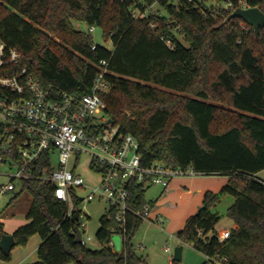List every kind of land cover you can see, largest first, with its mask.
Here are the masks:
<instances>
[{"label":"trees","instance_id":"1","mask_svg":"<svg viewBox=\"0 0 264 264\" xmlns=\"http://www.w3.org/2000/svg\"><path fill=\"white\" fill-rule=\"evenodd\" d=\"M226 1L264 11V0ZM154 4L165 13L148 11ZM137 10L147 14L137 16ZM231 13L199 0H0V36L22 53L13 69L27 67L54 92L87 94L96 64L107 60L112 87L102 94L105 115L139 140L144 165L162 161L230 177L220 192H205L202 206L177 232L180 243L226 256L229 264H264V182L258 175L264 169V27L244 37L242 19H230V28L221 24ZM75 21L100 26L112 47L95 43ZM20 185L17 194L27 191L32 200L28 222L14 235L16 245L41 236L35 264H142L133 239L143 218L130 214L123 234L108 210L96 232L103 246L92 249L76 242L80 220L76 211L68 214L53 185ZM131 189L135 207L148 202L144 186ZM224 193L236 198L227 214L237 227L220 241L221 216L213 207ZM5 233L0 221V238ZM115 233L123 236L121 251L111 245ZM0 256L9 260L11 252L0 250Z\"/></svg>","mask_w":264,"mask_h":264},{"label":"built area","instance_id":"2","mask_svg":"<svg viewBox=\"0 0 264 264\" xmlns=\"http://www.w3.org/2000/svg\"><path fill=\"white\" fill-rule=\"evenodd\" d=\"M228 7L234 6L228 2ZM94 29L92 25L88 31ZM21 60V51L0 36V164L8 163L11 170L9 183L0 185V194L14 191V180L53 185L55 196L69 205L68 214L76 211L83 244H87V224L80 206L86 209L92 201L107 203L113 212L109 216L120 225L123 234L130 214L162 223L163 218L153 215L149 202L140 208L132 204V184L167 189L175 177L203 174L191 166L175 167L162 161L143 164L139 140L131 133L121 132L105 115L102 94L112 87L106 78L111 73L108 61L96 64L91 91L78 96L43 86L27 67L14 70ZM83 155L89 156V169L98 177L97 183L89 182L81 173ZM74 198L80 200L77 209ZM232 229H222L219 240L230 237ZM199 234L203 235V231ZM164 250L170 253V244ZM205 264H229V260L226 256L206 254Z\"/></svg>","mask_w":264,"mask_h":264},{"label":"rangeland","instance_id":"3","mask_svg":"<svg viewBox=\"0 0 264 264\" xmlns=\"http://www.w3.org/2000/svg\"><path fill=\"white\" fill-rule=\"evenodd\" d=\"M175 4L178 5V0H172ZM204 2L207 6L213 5L217 8H225L227 11L233 12L236 8H229L228 2L226 0H199ZM242 3V2H241ZM240 3V4H241ZM243 7V6H241ZM148 11L155 13H165L163 9L160 8L158 4H154L149 8ZM144 13L147 14V11ZM137 16L143 15V12L136 11ZM221 24L225 27H231V22L227 18H221ZM242 25V27H241ZM75 26L77 29L88 31L90 25L88 26L84 22L75 21ZM243 31L244 37L252 34L254 29L249 25H244L243 22L239 23L238 27ZM89 32V31H88ZM95 43L105 44L108 47H112V41L109 39L106 41L103 37V31L100 26L95 25L93 32H90ZM184 43V38L182 35H177ZM90 158L88 155L82 156V165L80 168L81 173L86 177V179L91 183H97L98 177L90 172L89 169ZM0 185L7 184L10 181L9 173L11 172L10 166L8 163L0 164ZM213 176V175H211ZM213 182H217L219 177H207ZM16 184V189L20 191V182L19 180H14ZM8 191L6 193L0 194V221L5 223V226L8 230L13 229L20 221L22 224L26 223L28 220L24 214L26 202L29 203L32 200V195L24 191L22 194L17 191ZM162 189L159 185H151L146 188V200H157L161 194ZM16 199V200H15ZM29 200V201H28ZM14 201V202H13ZM170 204L174 206L169 208H163L159 215L163 218L162 223L157 221L153 222L151 220H145L141 225L140 229L136 233L133 244L134 248L138 255L142 256V264H173V254L176 246L179 244L183 245V258L180 261L174 260V264H204L206 261V255L197 249H195L189 243H180V240L177 237V232L182 228L183 219H184V207L187 206L185 201L179 197H170ZM183 206V207H182ZM182 207V208H181ZM80 209L84 211L86 221V228L84 233V238L87 242V246L92 249H100L103 245L99 243L96 237V232L100 227V217L107 213L108 205L105 201H92L88 203L86 209H83V205L80 206ZM221 213V220L217 224V229L232 228L234 225L233 219H231L228 212V201L223 200L218 207ZM13 211V212H12ZM172 233L174 236H171ZM90 236V239H89ZM34 238H40L38 234H34L30 237L26 245H15L11 250V259L4 260L0 256V264H16L17 259L27 252L28 261L32 262L38 258L37 249L33 244ZM123 236L119 233H115L112 236V246L115 250L121 251L123 245ZM170 244L171 252L168 253L164 250L166 244ZM142 245V247H141ZM27 250V251H26Z\"/></svg>","mask_w":264,"mask_h":264},{"label":"crops","instance_id":"4","mask_svg":"<svg viewBox=\"0 0 264 264\" xmlns=\"http://www.w3.org/2000/svg\"><path fill=\"white\" fill-rule=\"evenodd\" d=\"M259 175L264 179V169L259 172ZM205 176H207V177L208 176L209 177H219V180L217 182H213L209 178H204ZM229 179H230V177L225 176V175H213V176H211V175H197V176L175 177L172 179V181H171V183L167 189L160 187L162 189V192L159 195V197L157 198V200H150L149 201V202H153V205H154L153 206V208H154L153 215L159 214L161 212V210H163V208H169V207L174 206L173 204H170V201H169L170 197H179V198H181V201L184 200L185 204H187V206L184 207L185 213H184V219L182 221L183 222L182 227H183L185 225L186 221L188 220V218L191 215H193L194 213H196L198 211V209L202 206L205 192L208 190H211L214 192H220L222 187L229 181ZM15 191L18 192V188ZM235 199L236 198L233 195H230L227 193L221 194L219 203L213 207L214 212H217L221 216V213L218 209L221 202L223 200H227L228 201V209H229V207L235 202ZM30 204H31V200L29 201V203L26 202V205H28L27 207H25V210H24L25 211L24 214H25L26 218H27V211L29 209ZM27 220H28V218H27ZM21 222H23V221H20L18 223V225H16L13 229H10V230H8L5 226V223H3L4 224V231L6 233H9V234H14V232L17 230V228L20 227L21 225H23ZM234 227H237V224L234 223L232 228H234ZM221 230L222 229H219V232ZM170 235L174 236L172 233H170ZM34 239L35 240H33V244L38 251V248H39L40 244L42 243V238L40 236V238H34ZM37 255H38V253H37ZM173 259H172V262H173ZM38 261H39V258H37L36 260H34L32 262L28 261V254H27V252H25V254H23L22 256H20L17 259L16 264H35Z\"/></svg>","mask_w":264,"mask_h":264},{"label":"water","instance_id":"5","mask_svg":"<svg viewBox=\"0 0 264 264\" xmlns=\"http://www.w3.org/2000/svg\"><path fill=\"white\" fill-rule=\"evenodd\" d=\"M232 18H240L247 25L251 26L256 35H259L261 27H264V11L258 6L238 7L229 16L228 20ZM108 122H113L109 119ZM76 242H81V232L76 234ZM16 245V239L14 234L5 233L0 238V250L9 254ZM174 260L180 261L183 258V245L176 246L173 254Z\"/></svg>","mask_w":264,"mask_h":264}]
</instances>
